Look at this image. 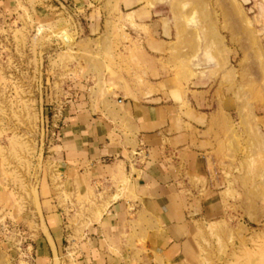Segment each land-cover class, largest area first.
<instances>
[{"label":"rangeland","instance_id":"obj_1","mask_svg":"<svg viewBox=\"0 0 264 264\" xmlns=\"http://www.w3.org/2000/svg\"><path fill=\"white\" fill-rule=\"evenodd\" d=\"M133 93L213 114L224 214L191 264H264V0H0V264H35L49 190L72 262L101 196L61 178L56 133Z\"/></svg>","mask_w":264,"mask_h":264},{"label":"crops","instance_id":"obj_2","mask_svg":"<svg viewBox=\"0 0 264 264\" xmlns=\"http://www.w3.org/2000/svg\"><path fill=\"white\" fill-rule=\"evenodd\" d=\"M212 115L181 110L158 93L122 95L100 112L70 107L54 145L61 178L101 198L90 212L100 217L74 243L69 264L193 263L195 227L224 214L211 174L218 161ZM38 202L44 226L35 264H55L64 211L50 190Z\"/></svg>","mask_w":264,"mask_h":264}]
</instances>
